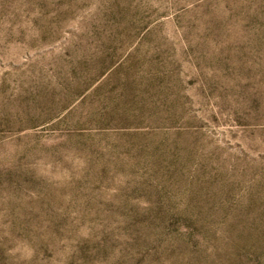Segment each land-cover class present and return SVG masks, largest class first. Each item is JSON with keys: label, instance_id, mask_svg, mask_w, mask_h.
Listing matches in <instances>:
<instances>
[{"label": "rangeland", "instance_id": "obj_1", "mask_svg": "<svg viewBox=\"0 0 264 264\" xmlns=\"http://www.w3.org/2000/svg\"><path fill=\"white\" fill-rule=\"evenodd\" d=\"M0 264H264V0H0Z\"/></svg>", "mask_w": 264, "mask_h": 264}]
</instances>
